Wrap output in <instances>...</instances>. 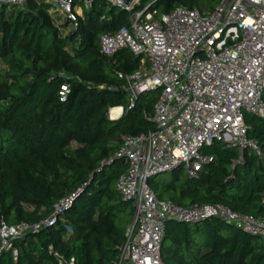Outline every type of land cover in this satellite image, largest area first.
Here are the masks:
<instances>
[{"label":"trees","instance_id":"trees-1","mask_svg":"<svg viewBox=\"0 0 264 264\" xmlns=\"http://www.w3.org/2000/svg\"><path fill=\"white\" fill-rule=\"evenodd\" d=\"M144 1L159 11L176 4L202 7L201 0H141L132 9ZM51 7L45 0L0 2V221H38L54 202L77 192L53 223L13 240L15 258L2 249L0 264H60L53 251L72 256V264H113L126 228L117 214L132 209L115 187L126 162L114 151L122 134L153 127L158 88L127 107L118 73L136 69L139 55L125 47L110 55L100 50L99 35L127 24L128 10L90 0L73 27ZM63 82L69 91L59 100ZM115 105L123 111L112 119L107 110ZM243 117L260 154L244 148L237 160L236 146L214 141L202 149L211 159L196 176L180 166L149 176L156 196L181 205L218 202L264 216V121L252 112ZM160 253L164 264H264V241L216 216L169 218Z\"/></svg>","mask_w":264,"mask_h":264},{"label":"built area","instance_id":"built-area-1","mask_svg":"<svg viewBox=\"0 0 264 264\" xmlns=\"http://www.w3.org/2000/svg\"><path fill=\"white\" fill-rule=\"evenodd\" d=\"M23 0H0L21 5ZM51 2L56 10L76 25L80 15L72 0ZM90 0H82L86 7ZM113 4L128 10V23L98 37L100 50L110 55L125 47L139 55L136 69L119 72L127 107L137 96L158 88L153 103V127L120 137L114 155L126 162L115 187L133 208V225L126 227L117 246L113 264H164L160 246L165 220L174 218L197 221L216 216L257 234L264 241V216L238 213L222 203L181 205L159 199L147 178L177 166L188 176H196L202 163L211 159L202 149L214 141L236 146L237 160L242 150L251 148L260 154L256 141L246 136L244 112H252L264 121V0H218L209 11L176 4L159 11L145 3L138 9L128 4ZM69 91L66 82L57 90L59 100ZM77 190L52 204L51 211L35 222L0 221V251L17 254L13 240L30 230L51 224L70 203ZM66 232L71 228L64 224ZM60 264H72L73 257L53 251Z\"/></svg>","mask_w":264,"mask_h":264},{"label":"rangeland","instance_id":"rangeland-1","mask_svg":"<svg viewBox=\"0 0 264 264\" xmlns=\"http://www.w3.org/2000/svg\"><path fill=\"white\" fill-rule=\"evenodd\" d=\"M81 2L82 1H80V0L76 1L78 9H80V10L84 6ZM144 2L147 3L148 1H144ZM217 2H218V0H201L202 7L198 6V8L200 10H203V11H209L217 4ZM262 93H263V96H264V88H263ZM163 176H166V173L161 172V173L157 174L156 177L160 178V177H163ZM163 197H166V196H163ZM132 218H133V208L131 209V207H129V206L124 207V209L117 214V220L119 222L125 224L126 227H130L131 222H132Z\"/></svg>","mask_w":264,"mask_h":264},{"label":"crops","instance_id":"crops-1","mask_svg":"<svg viewBox=\"0 0 264 264\" xmlns=\"http://www.w3.org/2000/svg\"><path fill=\"white\" fill-rule=\"evenodd\" d=\"M79 10H80V9H79ZM116 108H119V111L113 113L114 110H115ZM113 109H114V110H113ZM111 110H112V112H111ZM122 111H123V107H122L121 105L111 106V107H109L108 110H107V116H108L109 118H112V119H113V118H117V117H119V116L121 115Z\"/></svg>","mask_w":264,"mask_h":264},{"label":"water","instance_id":"water-1","mask_svg":"<svg viewBox=\"0 0 264 264\" xmlns=\"http://www.w3.org/2000/svg\"><path fill=\"white\" fill-rule=\"evenodd\" d=\"M66 2V0H64ZM119 4H128L130 0H115ZM247 2V0H244ZM112 89H116V87H112ZM131 225H133V222H131Z\"/></svg>","mask_w":264,"mask_h":264},{"label":"bare ground","instance_id":"bare-ground-1","mask_svg":"<svg viewBox=\"0 0 264 264\" xmlns=\"http://www.w3.org/2000/svg\"><path fill=\"white\" fill-rule=\"evenodd\" d=\"M118 111H119V108H116L113 113L118 112ZM111 112H112V110H111Z\"/></svg>","mask_w":264,"mask_h":264}]
</instances>
